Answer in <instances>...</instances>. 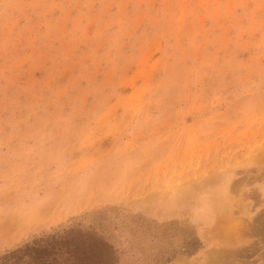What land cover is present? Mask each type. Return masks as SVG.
Returning a JSON list of instances; mask_svg holds the SVG:
<instances>
[{"label":"rangeland","instance_id":"obj_1","mask_svg":"<svg viewBox=\"0 0 264 264\" xmlns=\"http://www.w3.org/2000/svg\"><path fill=\"white\" fill-rule=\"evenodd\" d=\"M0 264H264V0H0Z\"/></svg>","mask_w":264,"mask_h":264}]
</instances>
